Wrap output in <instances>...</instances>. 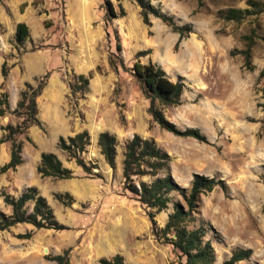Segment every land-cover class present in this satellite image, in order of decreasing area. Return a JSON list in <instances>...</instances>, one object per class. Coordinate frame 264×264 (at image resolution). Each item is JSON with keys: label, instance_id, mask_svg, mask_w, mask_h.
Wrapping results in <instances>:
<instances>
[{"label": "rangeland", "instance_id": "rangeland-1", "mask_svg": "<svg viewBox=\"0 0 264 264\" xmlns=\"http://www.w3.org/2000/svg\"><path fill=\"white\" fill-rule=\"evenodd\" d=\"M107 1L116 13L109 18ZM152 2L176 23L190 24L191 31L177 44V32L158 17L149 15V25L142 22L134 0L0 1V54L7 62L14 60L11 65L18 72L9 79L20 85L18 96L24 81L34 84L35 76L50 69L45 84L52 79L54 84L62 83L59 108L68 123L87 129L89 143L81 155L94 161L97 167L93 170L100 173L84 172L72 158L69 161L77 167L70 177L40 176L34 169L38 187L28 185L46 196L64 227L41 229L27 238L16 236L18 232L9 227L0 231V264H54L50 255L66 247L68 264H100L99 257L115 252L122 255L123 264L184 260L162 236L153 233L143 205L122 187L118 158L113 170L104 161L94 137L100 130L115 134L117 154L133 132L153 138L169 154V172L178 186H188L194 172L219 178L220 183L200 192L192 223L206 227L204 237L214 250L212 264H222L237 246L251 251L233 264H264V0ZM226 7L247 10L237 20L224 19L216 11ZM18 20L28 26L21 45L13 38ZM246 43L250 45V68L243 65L239 52ZM137 50L143 52L137 55ZM108 56L115 67L108 63ZM135 59L159 64L172 80L182 76L179 103L160 107L175 127L196 128L202 139L165 130L150 118L147 99L129 73ZM22 60L30 70L24 69ZM73 73L88 75L84 91L70 90ZM45 84L36 96L42 115L49 113L48 99L54 101L57 95L46 94ZM6 112L15 122L19 119L9 107ZM39 119L41 126L37 127L45 133L46 122ZM7 122L12 123L3 120L0 126ZM27 131L28 127V135ZM23 142L29 157L34 150L47 147L48 141L40 144L23 138ZM6 153L8 142H2L0 164L6 161ZM14 169L0 172V189L17 195L27 185ZM69 180L80 186L81 193L74 198L67 191L72 200L64 204L54 193L66 191L60 184ZM168 195L166 207L154 214L159 226L166 219L162 213L172 209L173 201H183L179 190L172 189ZM0 208L9 210L1 196Z\"/></svg>", "mask_w": 264, "mask_h": 264}, {"label": "trees", "instance_id": "trees-1", "mask_svg": "<svg viewBox=\"0 0 264 264\" xmlns=\"http://www.w3.org/2000/svg\"><path fill=\"white\" fill-rule=\"evenodd\" d=\"M1 1V0H0ZM139 6V14L143 23L149 25V15H153L168 24L170 28L177 32V44L179 39L191 31L189 23H176L171 15L164 13L158 4L152 0H134ZM198 4L201 0H197ZM122 7L119 5V13H122ZM246 8L226 7L217 9L218 16L224 19L237 20L241 18ZM106 17L115 16L109 1L105 7ZM28 36V26L18 20L14 26L13 38L16 45H21ZM119 48L117 44L116 49ZM137 50L136 54L142 53ZM231 52V51H230ZM243 56V65L246 68L251 67L250 63V45L239 49ZM112 54V53H110ZM108 63L115 67V61L108 56ZM129 73L136 81L142 95L147 99L146 111L150 118L157 125L173 133L193 135L202 139L196 128L187 127L182 130L175 127L174 123L168 120L160 105H175L180 101V95L184 87L181 75L175 79L169 78L164 69L155 62L148 60L141 62L139 59L132 61L128 67ZM8 70L5 60L0 64V73L4 78ZM50 69L35 76L34 84L28 81L23 82V88L19 91V96L11 112L19 117L15 123H5L0 126L3 133L0 135V142H8V159L0 164V172L6 169H14L22 161L20 154L23 138L30 141L26 133L30 124L41 126V121L37 116L36 96L45 84ZM74 81H68L70 90L84 91L88 84V75L83 73H73ZM0 83V87H3ZM8 93L6 89L0 91V115L8 110ZM264 108V103L262 104ZM22 135V136H21ZM89 143V135L86 128H82L73 134L62 136L58 135L56 145L64 153L67 159H73L80 168L92 175L100 176L94 161H86L81 152L85 150ZM96 144L104 161L113 170L115 167V154L117 139L114 133L108 130H100L96 135ZM169 154L160 147L153 138L141 136L133 132L130 137L122 143L121 150V177L122 187L128 190L131 196L143 205V210L150 222L153 233L162 236L168 242L171 248L178 254L184 256V260H178V264H212L214 261V250L208 238H205L206 227L202 223L192 225L195 213L197 212V200L200 192L210 190L215 184L221 182L219 178L207 176L194 172L188 186L182 187L172 178L169 172ZM40 176H51L56 178H65L72 175L69 167L62 165L59 158L52 151H40L39 160L35 166ZM150 177L148 180L142 176ZM172 189L179 190L183 199L175 200L172 203V209L166 213V219L162 226L156 224L154 214L164 209L169 200L168 192ZM0 196L8 211L0 208V230L7 229L16 222H29L34 228H52L61 229L64 224L59 222L45 197L40 194L34 185L25 186L17 195H13L5 189H0ZM54 196L67 204L72 200V196L67 192L54 193ZM30 204V205H29ZM264 213V204L262 205ZM191 223L189 227L188 224ZM33 233V229L16 233V236L27 238ZM169 234V235H168ZM171 234V235H170ZM68 250L63 248L61 252L50 255L54 264H68ZM249 247H234L230 250L228 257L222 260V264H233L241 258L250 254ZM100 264H123L122 255L118 252L109 257H99Z\"/></svg>", "mask_w": 264, "mask_h": 264}, {"label": "crops", "instance_id": "crops-1", "mask_svg": "<svg viewBox=\"0 0 264 264\" xmlns=\"http://www.w3.org/2000/svg\"><path fill=\"white\" fill-rule=\"evenodd\" d=\"M16 22L17 21H15V23ZM3 60H5L7 65H8L9 74H8V76L6 74L5 78H3L1 73H0V82L2 80L4 81V89H6L8 92V107H9V109H12L15 106L20 85L15 84L14 82L12 83L11 82L12 80L9 79V77L14 76L16 74V72H18V71H16L14 69L13 65H11L14 62V60H12L11 62H7V59H4V57L0 54V64ZM21 63L24 66V69H25V67H27V69L30 70L31 67H30L29 63H26L24 60H22ZM25 63L27 65H25ZM7 73H8V71H7ZM55 82H56L55 79H52L51 81H48V83L45 84V86H44L45 87L44 89L47 92L46 94H49L50 92L51 93H57L56 100L53 101V100H51V98L48 99L49 113H47V115L41 114V111L39 109V104L37 101V106H38L37 116H38V118H41L44 120V122H46L45 123L46 132L44 133L35 124H30L28 126V131H27L28 136L30 137V139L33 142H36V143L39 142L40 144H42V142H45V140L48 141L47 145H46L47 147H45L43 149L38 148V149H36V151L34 150V152H32V154L29 157H26L24 151H25L27 146H26L25 142H23L21 152H20V154L22 155L21 156L22 161L19 164H17L16 168L14 169V172L18 176V179L21 182H24L23 184H25V185L34 184L38 187V182L36 181V178H34L33 170L35 169V166L39 160L40 151H42V150L54 152L56 154V156L59 158V160L61 161L62 165L69 167L70 169L72 168V172H73V168L77 167L76 165H75V167L72 166V162H70L69 159L66 158L65 153L56 145V139H57L58 135H62V136L70 135V134H73L74 132L78 131L80 128H79V126H75V124L68 123V121L62 115V112L59 108L58 102L61 98L60 94H62L61 92L64 89L62 88L63 86H61L62 83L54 84ZM1 89L2 88L0 87V90ZM59 92H60V94H59ZM3 120H9L10 122L14 123L16 118H14L11 113L6 112L5 114L0 115V123ZM0 134H1V130H0ZM96 135H97V132L94 135L95 139H96ZM0 143H2V142H0ZM8 157H9V155H8V153H6L4 156V159L7 160ZM117 158H118V165L120 166V163H121V153L120 152H119V154H117V152H116L115 161L117 160ZM60 186H61L62 190H66L68 192H71L70 194H72V196L74 198L75 197L79 198V194L81 193V189H80V186L76 182L70 181V180L69 181H62ZM41 194L46 199V196L43 193H41ZM46 201H47V199H46ZM47 203H48V201H47ZM166 213L165 212L162 213V214H164L165 218H166ZM10 228H12L15 232H24L26 230L33 229V233H36L41 229H45V230L51 229V228H34V226L31 223L25 222V221L16 222L15 224L10 225L8 229H10ZM2 230L7 231V229H2ZM2 230H0V231H2Z\"/></svg>", "mask_w": 264, "mask_h": 264}]
</instances>
